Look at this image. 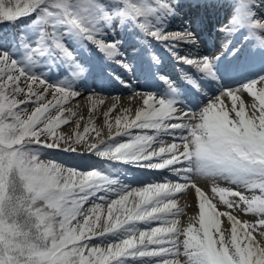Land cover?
Listing matches in <instances>:
<instances>
[{
	"label": "snow or ice",
	"instance_id": "1",
	"mask_svg": "<svg viewBox=\"0 0 264 264\" xmlns=\"http://www.w3.org/2000/svg\"><path fill=\"white\" fill-rule=\"evenodd\" d=\"M192 6L0 0V24L28 21L17 34L0 29V264H264V39L256 49L250 40L264 30V0H196L230 10L211 56L177 50L201 42L200 16L171 29ZM133 37L139 57L128 56ZM155 42L194 70L184 83L162 71ZM116 69L136 79L146 72L158 91H136ZM113 86L143 106L111 117L113 104L102 128L90 115L82 131L77 121L74 133H58L77 116L70 102L80 88L94 111L104 103L94 97ZM190 97L200 102L186 111ZM194 176L213 181L210 193ZM189 189L197 211L181 225L178 200Z\"/></svg>",
	"mask_w": 264,
	"mask_h": 264
},
{
	"label": "bare ground",
	"instance_id": "2",
	"mask_svg": "<svg viewBox=\"0 0 264 264\" xmlns=\"http://www.w3.org/2000/svg\"><path fill=\"white\" fill-rule=\"evenodd\" d=\"M188 8L190 9V7H188ZM188 46H185L183 44L178 45L179 48L181 47L182 49H186V50H187ZM178 51H181V53L184 52V51L179 50V49H178ZM80 92L82 93V95L78 96L77 98H75L74 100H72L70 102V106L72 107V109L74 111L77 112V116L72 118V120L70 122L71 126L62 125L60 127L63 131H67V133H69L70 131H74V130L76 131L77 130L75 127V123L77 121H79V123H80V129L79 130L82 131L83 127H84L85 123L88 121V118L90 115H92V117H93L94 126L96 128H102V126H103V113L108 111V109L110 107H112L113 104H116L117 107L111 113V117H114L115 115L120 114L124 108L132 109L133 114H134V112L137 108L143 106L142 98L138 97V96H134L132 94L131 89H128L126 92L115 93L114 95H111V96H114L115 98L111 97V96L109 97V95H108L109 92L106 91L105 93L100 94L98 97H94V98H98L100 100H103L104 103L97 105L95 107V110L93 111V105L91 104V101L89 100L87 93H85L84 88H80ZM244 99H245L246 104H247V102L251 101L252 98L248 97L245 94ZM226 103H230V102L228 101ZM67 106H69V105H66V107ZM111 122L114 123V120H112ZM87 135L88 136H94L95 133L91 132V128H90V132ZM102 135L104 136L105 139L107 138V128H103ZM97 139H99V138H97ZM167 139L170 140L171 138L168 137ZM59 156L61 158H63V160H66V161L68 160V158L62 157L60 154H59ZM163 174L167 175L169 178H172L171 173H163ZM193 179H194V182L198 184V186H200L206 192L210 193L211 184L213 183L212 180L204 178V177H199V176H194ZM222 185H223V187L226 186V184H222ZM217 199H218V197H217ZM178 203L181 207L184 208V212H185V214L181 217V225H186L188 218L193 216L194 214H196V211H197V209H196V198H195L194 190L189 189V191L187 192V195L182 196V198H180L178 200ZM186 205H191V206L189 207ZM220 210H224L223 206H220ZM238 216L241 220H246V217L242 216L241 213H239Z\"/></svg>",
	"mask_w": 264,
	"mask_h": 264
},
{
	"label": "rangeland",
	"instance_id": "3",
	"mask_svg": "<svg viewBox=\"0 0 264 264\" xmlns=\"http://www.w3.org/2000/svg\"><path fill=\"white\" fill-rule=\"evenodd\" d=\"M174 21H178V20H174ZM179 23V22H178ZM179 25H182L181 23H179ZM44 71H47V69L45 68V69H43ZM39 71V70H38ZM51 75V74H50ZM49 98H51V97H49ZM59 132H64V133H67V131H63L61 128H59L58 129V133ZM75 132V130L74 131H70L69 133H74ZM58 158L59 159H61L60 158V156H58ZM100 163H103V162H100ZM215 183H217L219 186H221V187H223V185L222 184H226V183H224L223 181H221V182H219V181H215ZM226 185H228V184H226ZM247 194V193H246ZM242 214V216H247V217H249V219H250V221H252V222H254L253 221V217L251 216V215H246V214H244V213H241Z\"/></svg>",
	"mask_w": 264,
	"mask_h": 264
},
{
	"label": "trees",
	"instance_id": "4",
	"mask_svg": "<svg viewBox=\"0 0 264 264\" xmlns=\"http://www.w3.org/2000/svg\"><path fill=\"white\" fill-rule=\"evenodd\" d=\"M16 25H19V23H17ZM16 25H14V26H16Z\"/></svg>",
	"mask_w": 264,
	"mask_h": 264
}]
</instances>
